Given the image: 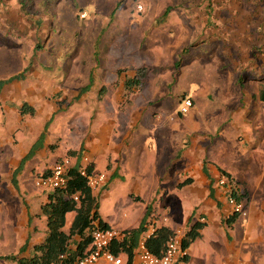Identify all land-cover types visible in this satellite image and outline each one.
Returning <instances> with one entry per match:
<instances>
[{
  "label": "rangeland",
  "instance_id": "obj_1",
  "mask_svg": "<svg viewBox=\"0 0 264 264\" xmlns=\"http://www.w3.org/2000/svg\"><path fill=\"white\" fill-rule=\"evenodd\" d=\"M118 3L120 6L112 15ZM167 8H170L168 14L163 16ZM185 49L187 52L183 53ZM179 56L181 64L177 71ZM141 67L147 69L141 88L128 97L125 89L120 94L121 84ZM20 73H24L23 79L8 83L6 92L0 93V158L6 152H19L29 137L37 138L46 126L47 121L37 118L36 112L22 117L9 110H17L24 103L31 105L33 91L25 88L29 83L39 82L41 88L35 96H42L44 89L49 91L45 97L57 104L47 130L46 154L32 161L41 168L40 173L50 170L65 156L76 162L67 152L94 131L106 97L110 98L106 107L110 110L117 107L120 126L130 133L143 127L151 132L169 131L168 126L172 132L178 131L171 118L180 116L178 123L181 122V101L199 91V86L209 89L205 97L215 105L217 114L221 108L223 113L231 114L229 105H223L217 95L233 92L236 76L242 85L249 79L264 77V0H6L0 3V79ZM90 79L93 80L91 89L80 94ZM28 90L30 95L23 97L21 92ZM108 92L113 95L109 96ZM117 96L121 98L119 103ZM256 109L253 103L252 110ZM164 117L167 121L161 122ZM20 118L28 119L33 133L31 125L22 130L25 136H19V128L12 134L7 132L6 125L18 124ZM224 131L228 145L229 131L233 128L228 124ZM204 133L210 132L206 129L199 135L202 137ZM212 133L210 137L216 147L221 136L214 127ZM190 139L191 135L185 144L188 147ZM256 155L260 157V153ZM159 156L166 159L168 155L159 152ZM12 169L0 164V256L19 254L14 237L7 239L6 235L13 232L21 219L31 218L34 236L43 238L46 229L41 205L51 190L32 183L33 179L25 180L26 186L20 185V181L18 188L11 185L13 193L6 190V185L11 183ZM126 171L123 169V173ZM126 176L125 181L119 176L113 177L104 197L99 195L101 190H95L101 205L99 213L101 210L103 217L118 220L122 226L138 225L136 221L145 204L128 196L133 173ZM16 189L19 192H14ZM156 200L150 207L152 221L170 214L169 205L181 207L177 200L159 201L157 195ZM157 211L160 214L152 216ZM164 218L166 222L167 217ZM214 224L212 221L211 225ZM242 229L240 221L233 231L235 241L242 237ZM226 230L230 229L226 227ZM11 243L14 245L10 246ZM213 243L204 241L202 252L207 253ZM220 243L209 253L210 261L207 256H203V261L192 254L191 264H231V256ZM257 243L255 238L245 247L255 252ZM29 245L24 255L32 253V244ZM240 261L251 264L244 257ZM0 264L15 263L0 258Z\"/></svg>",
  "mask_w": 264,
  "mask_h": 264
},
{
  "label": "crops",
  "instance_id": "obj_2",
  "mask_svg": "<svg viewBox=\"0 0 264 264\" xmlns=\"http://www.w3.org/2000/svg\"><path fill=\"white\" fill-rule=\"evenodd\" d=\"M26 66L27 64L23 68ZM263 78L249 79L247 83L245 82L242 85L237 82L238 76H236L234 87L232 88L233 92L230 91V93L232 92L231 95L230 93L226 94L227 91L223 90L219 95L215 93V95L219 96V101L223 105L226 107L229 105L231 114L228 115L223 113L222 108L220 113L217 114L218 110L215 105L210 103L208 97H205L208 95L206 91L209 89L206 87L200 89L199 86V91L191 96L195 102L189 113H179V115H183L180 123H178L180 116L171 118L176 127L179 128L175 132H172L169 126V131L159 129L151 132L148 127H143V129L137 128L135 130L131 128L133 130L131 133L126 132L120 126L122 121L117 107L111 110L106 107L109 104L108 99H110L106 97L104 98L106 104L103 106L99 122L94 125V131L89 136H85L79 146L74 147L72 150H80L83 145L82 155L91 160L94 165V172L107 175V186L99 189L101 190L99 195L102 197L106 196L110 190L109 185L113 177L119 176L125 181L127 179L126 175L133 173L132 190L128 196L136 202L144 203L145 207L136 221L138 225L129 226L138 227L140 225L145 217L147 206L151 207L153 202L157 201L156 195L159 201L177 200L181 206L179 209L176 208V204L169 205L170 214L163 215L167 217V221L165 222V218L163 217V219L162 216L158 217L157 222L160 227L166 226L172 230L181 229L186 232L195 222H201V218H205L203 223H206V225L199 230L200 236L188 247L190 254L189 264H191L192 254H195L198 260L201 258L203 261L204 257L207 256V261H210L209 253L216 248L217 245L215 244L217 242H221L220 244L231 256V264H240L242 257L251 260V264H264V106L262 103L260 104V102L264 103L260 96L261 90L264 88ZM7 85L5 84L2 92L4 90L6 92ZM20 87L22 88L21 84ZM59 87L62 89V86ZM40 88L39 82H33L27 84L25 90L30 89L33 91L34 96L29 101L35 108L37 118L40 116L39 119L43 118V120L48 122L53 119L57 104L45 97L49 91L47 92L44 89L41 92L42 96H35ZM30 90L24 91V93L20 92L25 97L30 95ZM119 90L120 94L123 93V84H121ZM107 94L109 96L113 95L110 92ZM116 101L119 103L121 98L117 96ZM253 103L255 108H257L256 110H252ZM19 109L10 108L9 110L14 115H17V113L21 115ZM226 110L225 108V112ZM24 115L22 114L21 116L23 117ZM23 119L25 118L18 119V124L6 125L9 126V131L7 132L12 134L19 128V136H25L22 130L31 125L30 130L33 133V125L28 122V119ZM208 119L211 124L208 123ZM165 121H167L166 118L162 119L161 122ZM1 122L2 120L0 119V127ZM228 124L233 128V131H229L230 140L227 145L224 141V129H227ZM212 127L216 131L219 130V135L221 136L217 140L216 147H214V142H212L210 137V135L214 134L212 133ZM206 129L211 134L204 133L201 137L199 133ZM44 130L45 126L40 134ZM47 130L48 127L46 129V137ZM190 135L191 145L188 147L185 144L188 142ZM27 136L29 137V135ZM31 137L27 139L25 144L20 146L19 152L18 150H13L12 153L6 152L0 158V164L9 165L10 168H13L11 183L6 185V190L10 192L13 191L11 185L14 188H18L12 182L14 170L38 139L37 137L31 140ZM46 137L43 147L37 150L31 159L26 161L23 169L18 174V185L20 181V185L25 184L26 186L25 180L27 179V181L33 179L32 183L36 184L37 177L48 171L45 170L39 173L38 170L41 168L32 163L34 159L46 154ZM159 152L167 153V158L163 159L160 157ZM257 153H260V157H257ZM74 159L77 160V156ZM204 165L206 166V172ZM123 169H127L126 174L123 173ZM224 172L232 176L241 193H246L243 200L245 201L247 214L241 215L231 227L226 224L225 219L226 216L232 215V206L227 200V189L224 186H220L219 183V179L222 176H226ZM35 176L36 178H33ZM211 190L214 191V196L210 195ZM14 192H19V190L16 189ZM94 193L97 195L95 190ZM152 214V216H156L160 213L157 211V213ZM74 216L75 212L67 215L66 227L71 225ZM100 216L108 226L121 232V237L118 240L123 238L124 230L135 228L128 225L122 226V222L118 220L106 219L102 213ZM150 217L148 219L149 223L152 221ZM30 219L28 216L21 219L14 225L13 232L6 235L7 239L10 238L9 236L14 237L15 245L11 243L10 246L14 245L15 248H21L28 240V246L30 247L29 244H32L33 247V245L44 241L48 233L47 218L44 224L46 229L43 233V238L33 235L34 223L29 221ZM212 221L215 223L214 226L211 225ZM240 221L243 226L242 235L240 234L242 237L235 241L233 231ZM223 222L230 230H226ZM29 223L31 226H29ZM224 227L225 229H223ZM225 237L226 240L224 239ZM255 238L258 239L256 244L259 245L258 250L255 249V252L247 250L245 247L246 243ZM219 239L221 240L217 241ZM204 241L208 244L215 241V244H212L211 249L209 247L207 253L202 252V248L205 246ZM119 255L124 260L130 262L133 260V257L130 260L126 253H120Z\"/></svg>",
  "mask_w": 264,
  "mask_h": 264
},
{
  "label": "trees",
  "instance_id": "obj_3",
  "mask_svg": "<svg viewBox=\"0 0 264 264\" xmlns=\"http://www.w3.org/2000/svg\"><path fill=\"white\" fill-rule=\"evenodd\" d=\"M6 0H0V3ZM21 6L24 5L21 2ZM120 4L118 3L116 8L113 10L112 15L118 10ZM170 8L164 11L163 16L168 14ZM187 52V49L183 50V53ZM181 57L179 56L176 61V70L180 68ZM27 69V68H26ZM26 69L24 71H26ZM147 69L141 67L133 77H129L124 81V89L127 97L129 93L135 92L140 89L143 84V79L146 76ZM121 69L117 71L120 75ZM175 76L177 72L174 73ZM24 73L16 74L8 78L0 79V93L5 84L11 83L14 80H22ZM93 80L84 86L80 94L89 91L92 87ZM104 89V88H101ZM80 96V95H79ZM78 96V97H79ZM261 99L264 101V88L261 90ZM21 114L30 113L35 114V108L28 103H24L20 107ZM52 119H50L45 126V130L40 134L38 139L32 145L29 153L25 155L18 167L13 172L12 182L15 187H18L17 176L23 169L24 164L27 160L31 159L35 152L43 147L44 140L46 137V129ZM69 150L68 154L75 157L77 156L76 162L70 167L68 171V182L64 188L52 189L48 193L47 201L42 205V214L47 218L48 233L42 243L35 244L32 247V253L29 255H22L28 248L27 242L20 248L19 254H7L0 256L1 259L11 260L15 264H57L63 262L64 264H75L77 259L84 256L91 248L92 243V232L94 229V220L100 222L101 227H108L106 222L101 218L99 213L100 202L94 190L88 183V178L81 174L82 167V150ZM204 170L206 166L204 165ZM50 170L46 171L47 174ZM88 171L91 173L94 171L93 163L88 166ZM225 174V172H224ZM232 184V190L229 195L236 198V200H242L246 193L239 191L238 185L233 180L230 174H225ZM188 183V182H187ZM185 184V182H184ZM79 195V201L74 199V195ZM211 196H214V191L211 190ZM75 212L74 219L71 225L66 230V219L69 213ZM151 214V208L146 211L145 217L138 227L126 229L123 231V238L118 241H114L110 246V249L116 255L120 253H126L130 260L135 254L138 243L142 238V235L148 230V219ZM240 214H232L226 217V224L231 227ZM206 223L195 222L190 229H188L183 236V247L188 248L190 245L200 236L199 230L204 228ZM174 233V230L166 226H161L155 229V231L147 239L149 248L154 253H161L164 249L165 244L169 237Z\"/></svg>",
  "mask_w": 264,
  "mask_h": 264
},
{
  "label": "built area",
  "instance_id": "obj_4",
  "mask_svg": "<svg viewBox=\"0 0 264 264\" xmlns=\"http://www.w3.org/2000/svg\"><path fill=\"white\" fill-rule=\"evenodd\" d=\"M139 9H143L140 5ZM83 17L86 16L82 14ZM181 114H187L193 107V99L191 97H184L181 101ZM91 160L88 157H83L81 174L88 178V183L93 190H98L104 187L107 182V175L99 172H89L88 166L91 164ZM72 157L65 156L61 160L57 161L47 174H42L37 177L36 185L50 190L56 188H64L68 182V171L73 165ZM220 186H224L227 189V200L232 206V214L246 215L247 210L245 201L236 200L233 196L229 195L232 190V184L229 178L222 176L219 179ZM74 199L79 201V195H74ZM166 219V218H165ZM201 222L205 221V218H201ZM94 229L92 232V243L90 250L84 254L81 258L77 259L75 264H189L190 254L188 248L183 247L184 231L181 229H175L174 233L167 240L164 249L161 253H154L148 246L147 239L160 227L157 221H152L148 225V230L144 233L140 239L133 260H124L121 255H116L110 249L112 243L121 237V232L108 226L101 227L98 220H94ZM57 264H64L63 262ZM244 264V263H240Z\"/></svg>",
  "mask_w": 264,
  "mask_h": 264
}]
</instances>
